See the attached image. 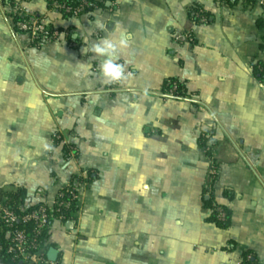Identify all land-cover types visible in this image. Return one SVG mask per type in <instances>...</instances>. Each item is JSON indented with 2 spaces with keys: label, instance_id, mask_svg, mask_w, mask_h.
I'll return each instance as SVG.
<instances>
[{
  "label": "crops",
  "instance_id": "0c3cea01",
  "mask_svg": "<svg viewBox=\"0 0 264 264\" xmlns=\"http://www.w3.org/2000/svg\"><path fill=\"white\" fill-rule=\"evenodd\" d=\"M97 2L94 15L63 19L47 0H23L78 44L35 49L0 0V194L23 191L22 210L52 206L91 177L73 226H51L52 264H264V6ZM104 39L126 69L119 81L100 72ZM169 80L182 97L163 95ZM205 200L226 209L228 228Z\"/></svg>",
  "mask_w": 264,
  "mask_h": 264
},
{
  "label": "built area",
  "instance_id": "2783aa9c",
  "mask_svg": "<svg viewBox=\"0 0 264 264\" xmlns=\"http://www.w3.org/2000/svg\"><path fill=\"white\" fill-rule=\"evenodd\" d=\"M47 2L51 14L59 15L63 19L92 16L99 8L97 0H73L72 2H67L66 0H47ZM258 3L264 6V0H259ZM15 15L17 16V20L13 25L15 32L27 36L30 47L41 49L51 44H65L71 48L78 47V44L71 40V33L57 28L55 21L50 16L28 14L23 6V0H16ZM200 22L208 23V19L202 16L200 17ZM175 39L182 43L193 42L190 34L177 35ZM258 70L264 73V68L261 66H258ZM182 94H184L183 88L178 82L172 83L170 90L163 93V95L170 97H182ZM54 140L55 143L65 144L60 135H55ZM210 177L211 181L215 182L218 177V170L212 168ZM82 186L79 182L72 180L69 185L60 191L52 206L38 204L22 210L23 204H21L20 211H22V215L17 213L14 208L4 205L0 201V218L4 225L11 229L10 235L13 246L10 247L9 254L14 261L20 260L23 264H52L48 258L47 249L39 248L36 239L29 240L23 231L14 229V224L17 221H21L24 224L33 222L35 237L41 236L45 230L50 231L51 213L57 211V220L65 222L66 216L60 213L70 211L75 202L78 206L81 199ZM67 195H69L70 199L66 198ZM214 206L218 219L225 221L227 219L225 209L217 203H214Z\"/></svg>",
  "mask_w": 264,
  "mask_h": 264
},
{
  "label": "trees",
  "instance_id": "16d2710c",
  "mask_svg": "<svg viewBox=\"0 0 264 264\" xmlns=\"http://www.w3.org/2000/svg\"><path fill=\"white\" fill-rule=\"evenodd\" d=\"M2 1H3L4 5L11 7L13 25H14V22L17 20V16L15 15L16 0H2ZM66 1L72 2L73 0H66ZM224 1L231 6H234L238 2V0H224ZM246 1L249 2L251 5L258 4V2H259V0H246ZM196 11L200 12V9H196ZM202 16H205L209 21V18L204 13L200 12L199 16L196 17L197 23H201L200 17H202ZM260 66L262 68H264V64H260ZM255 74H256L257 78L263 82L264 73L260 72L258 69H255ZM174 82H178V81L177 80L167 81L164 85L162 93L170 90L172 83H174ZM64 150L66 151L67 154L71 153V151L69 150V148L67 146L64 147ZM207 154L210 157H212L211 151L208 152ZM213 168L218 170V168L216 166ZM73 180L79 182L82 185H84V184L87 185V184H89V182L92 179H91V177H88L87 179H84L82 177H77V178H74ZM24 195H25V193L23 191H20L17 193H1L0 194V201H2L4 205H8V206L14 208V210L17 211V213L22 215L23 213H22V211H20V205L24 201L23 200ZM66 198L70 199L69 195H67ZM205 204L208 207H210V209L212 211V216L210 218V221L212 223L216 224L218 227L223 228V229H226L230 226V214L226 211V209H225V211L227 212V219H225V221H221L218 219L217 212H215V206H214L213 201L212 200H205ZM78 212H79V207L76 205V202H75V203H73V208L70 211L62 212L60 214H63L66 216L65 223H67V222H74ZM57 218H58L57 211L52 212L50 215V225L51 226H52L53 222L57 220ZM14 229L23 231L25 236L29 240L36 239V242H37V245L39 246V248H46L47 253L50 250L51 245H49V238H50V231L49 230H45L41 236L35 237V235H34V223L30 222V223L24 224L21 221H17L14 224ZM10 232H11V229L7 228L0 218V261L2 262V264H23L22 261H20V260L14 261L12 256L9 254V249L11 246H13L12 237L10 235Z\"/></svg>",
  "mask_w": 264,
  "mask_h": 264
},
{
  "label": "clouds",
  "instance_id": "9594fccd",
  "mask_svg": "<svg viewBox=\"0 0 264 264\" xmlns=\"http://www.w3.org/2000/svg\"><path fill=\"white\" fill-rule=\"evenodd\" d=\"M98 27L101 25L98 23ZM120 46H125L127 44V39H122L119 42ZM117 50V44L111 39H104L99 41L93 46V51L102 57H106L104 62L100 65V72L102 76L110 81L115 82L124 78L126 69L123 65L116 62V57L114 56Z\"/></svg>",
  "mask_w": 264,
  "mask_h": 264
},
{
  "label": "water",
  "instance_id": "95a60500",
  "mask_svg": "<svg viewBox=\"0 0 264 264\" xmlns=\"http://www.w3.org/2000/svg\"><path fill=\"white\" fill-rule=\"evenodd\" d=\"M69 224H70V226H73V223L72 222H70ZM56 255H57V251L56 250L53 249V250L50 251L49 256H52V257L55 258Z\"/></svg>",
  "mask_w": 264,
  "mask_h": 264
},
{
  "label": "rangeland",
  "instance_id": "374dc122",
  "mask_svg": "<svg viewBox=\"0 0 264 264\" xmlns=\"http://www.w3.org/2000/svg\"><path fill=\"white\" fill-rule=\"evenodd\" d=\"M55 144H57V143H55Z\"/></svg>",
  "mask_w": 264,
  "mask_h": 264
}]
</instances>
